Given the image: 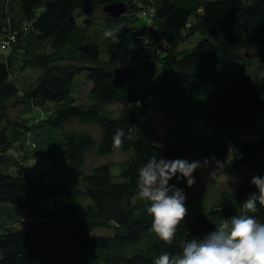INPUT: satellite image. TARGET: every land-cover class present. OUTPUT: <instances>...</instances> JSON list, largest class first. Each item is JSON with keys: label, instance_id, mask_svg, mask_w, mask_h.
Segmentation results:
<instances>
[{"label": "trees", "instance_id": "16d2710c", "mask_svg": "<svg viewBox=\"0 0 264 264\" xmlns=\"http://www.w3.org/2000/svg\"><path fill=\"white\" fill-rule=\"evenodd\" d=\"M14 1L0 0V36L11 25L22 30L0 60V264H242L255 255L245 249L223 257L208 246L225 229L238 242L245 233L264 242V194L239 200L223 189L193 220L163 227L153 191L190 187L210 159L232 175L248 158L264 180V115L251 128L218 132L213 123L215 107L231 93L252 85L264 98V0ZM120 2L128 5L120 18L103 11ZM149 6L155 14L147 27L138 14ZM122 22L130 23L124 31ZM195 35L202 39L182 48ZM122 52L132 75L116 88ZM232 62L247 73L218 72ZM27 74L35 77L25 86ZM80 77L91 84L82 101L75 96ZM35 108L46 112L39 122ZM73 121L97 125L100 140L68 129ZM28 138L51 174L28 173ZM117 150L129 154L118 179L109 164L83 171L91 151ZM19 168L22 174L8 172ZM16 214L20 224L10 225ZM106 227L112 234H93Z\"/></svg>", "mask_w": 264, "mask_h": 264}, {"label": "rangeland", "instance_id": "374dc122", "mask_svg": "<svg viewBox=\"0 0 264 264\" xmlns=\"http://www.w3.org/2000/svg\"><path fill=\"white\" fill-rule=\"evenodd\" d=\"M97 19H101V17H104V15L101 12L97 11ZM148 15L146 14L145 18ZM140 19V18H138ZM140 23V22H139ZM152 24L151 21L147 20L145 22V26L149 27ZM130 26L129 22H122L121 24L118 25V28L120 30H126ZM124 33V32H123ZM126 35V34H124ZM127 36V35H126ZM130 37V36H127ZM202 39L201 35H195L194 37L190 38V42L188 43L189 39L186 40V42L183 43L182 48H193L196 43ZM131 46L130 45V50L128 52H131ZM11 51V50H10ZM10 51L8 52H1L0 51V60L3 59V56H7ZM250 55V54H249ZM249 55L247 57H249ZM117 63L121 67H129L130 62L127 60L124 56V52L120 53L117 57ZM241 62H232V63H227L222 65V68H219L218 72L223 74L224 76L228 77L232 74H246L247 69ZM238 66V67H237ZM254 67V66H253ZM213 76H216L217 73L213 72L211 73ZM215 74V75H214ZM28 75V74H27ZM15 78H22V74H15ZM35 77V76H34ZM28 75L26 77V82L24 83L25 86H27L31 81H33V78ZM129 80V79H128ZM79 87L76 92V97L82 101L84 100L83 97L86 95L89 87L91 84H86L85 80L83 77H80L79 81ZM222 93L230 91L229 87L222 88ZM51 106L54 107L52 104ZM23 110V106H18L16 108H13L9 111L10 116L12 118H16L19 113ZM44 108H35L33 110L34 114L36 115L35 117H38L36 122H39V119L46 114V112L42 111ZM162 118L161 115L156 116V123L159 124L161 123ZM68 129L72 130H78V131H87L89 132L96 140H100L101 138V132L100 129L97 125L93 124H80L78 122L73 121L71 124L67 126ZM160 134H162L161 128H159ZM30 141H29V140ZM27 141L25 142L24 146V152H23V165L26 164L28 168V173L34 175L36 173L40 172H47L51 174V168L49 167L48 164H42L41 162L38 161L36 158L37 151H31L34 150L36 145H32L33 140L28 138ZM38 154V153H37ZM129 154L126 152H123L121 150H117L116 152L101 157L98 156L95 151H91L86 159V162L83 167V171L85 173H88L94 168L95 166H99L102 164H109L116 179H118V170L117 168L120 167V163L124 162L128 158ZM28 159V163L26 162ZM228 162L231 161L230 158L227 160ZM224 169V165L221 161L218 160H213L210 159L206 163L205 167L203 170L199 173L197 178L195 179L194 183L186 188L183 189L181 187H177L176 189L173 190L171 187H166L164 189L158 190L157 188H154L155 190L153 191V198L156 202V206L158 209H160L163 212V217L161 219V226L163 227H168L171 226L175 223L179 222H189L196 218L198 215L202 214L203 211L205 212L217 199L219 193L223 189H228L229 191L236 192L239 187L251 177V172L248 168H245L241 172L233 173L232 175H223L222 171ZM24 171L23 168L19 169H11L8 172L12 174H22ZM211 186V188H210ZM212 194V195H211ZM196 197H199L201 199H194ZM194 199V200H192ZM178 204L179 207H178ZM183 206V207H182ZM172 214V215H169ZM16 216V222L9 221L10 225H15L17 226L18 223L20 222L17 221V216ZM223 225V224H222ZM233 230L231 229H225L224 230V235L221 239V241H218L216 243H213L208 246L209 250L220 254L223 257H231L233 251H239V250H245V249H252L253 252L259 253L264 251V242L263 241H258L256 239V244L253 243L254 239L250 238L249 235L246 233L243 236V239L239 240V242L236 240L234 237H229L226 234L232 233ZM93 234L96 235H110L112 234V229L109 227L106 228H96L93 231ZM247 239H250V244H246L245 241Z\"/></svg>", "mask_w": 264, "mask_h": 264}, {"label": "water", "instance_id": "95a60500", "mask_svg": "<svg viewBox=\"0 0 264 264\" xmlns=\"http://www.w3.org/2000/svg\"><path fill=\"white\" fill-rule=\"evenodd\" d=\"M128 10L125 3H113L104 7L103 11L114 19L121 17ZM132 75V70L115 68L112 83L116 88H122ZM207 80L216 81L211 73L206 75ZM260 115H264V98L254 86H246L237 92L229 94L213 111L214 128L218 132L225 131L230 125L236 124L244 128L255 126ZM242 164L251 172V177L246 180L236 191V196L242 200L252 194H264V180L257 172L254 164L243 158ZM243 237H241V240ZM247 244L248 241L246 240ZM242 264H264V251L253 256L245 257Z\"/></svg>", "mask_w": 264, "mask_h": 264}, {"label": "bare ground", "instance_id": "6f19581e", "mask_svg": "<svg viewBox=\"0 0 264 264\" xmlns=\"http://www.w3.org/2000/svg\"><path fill=\"white\" fill-rule=\"evenodd\" d=\"M14 1V0H13ZM13 5H14V7L15 6H17L18 4H17V2H13ZM15 9L17 10V8L15 7ZM128 11V10H127ZM12 13H14V12H12ZM147 14L148 16L146 17V18H143L142 16H143V14ZM154 14H155V11H154V8L152 7V6H149V7H147L145 10H143V12H140L139 14H138V17L140 18V19H142V20H144L143 22L145 23L147 20H149V21H152V19H153V16H154ZM120 18V17H119ZM21 25H25V26H23L24 28H23V31L24 30H29L30 28H31V24H27V23H22ZM13 27H15V26H13V25H11V30H10V33L9 32H6L5 34H4V36H0V42L2 43L1 45H0V51L1 52H3V53H5V52H8V51H10L11 50V46H13L17 41H18V37H19V35H20V33L22 32V30H21V27L20 26H16L17 27V29H13ZM3 37V38H2ZM129 42V41H128ZM116 68H126V69H130V66L129 67H121V66H117ZM131 70V69H130Z\"/></svg>", "mask_w": 264, "mask_h": 264}, {"label": "built area", "instance_id": "2783aa9c", "mask_svg": "<svg viewBox=\"0 0 264 264\" xmlns=\"http://www.w3.org/2000/svg\"><path fill=\"white\" fill-rule=\"evenodd\" d=\"M145 15H146V14L144 13L143 16H145ZM23 28H24V27H22V29H23ZM24 29H25V28H24ZM9 33H10V31H9ZM3 36H4V35H3ZM2 38H3V37H2ZM1 44H2V43L0 42V45H1Z\"/></svg>", "mask_w": 264, "mask_h": 264}]
</instances>
